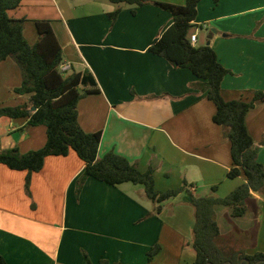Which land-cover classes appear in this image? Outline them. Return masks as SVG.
I'll use <instances>...</instances> for the list:
<instances>
[{
  "label": "crops",
  "instance_id": "0c3cea01",
  "mask_svg": "<svg viewBox=\"0 0 264 264\" xmlns=\"http://www.w3.org/2000/svg\"><path fill=\"white\" fill-rule=\"evenodd\" d=\"M118 7L112 21L109 13ZM8 14L26 20L23 35L30 45L38 39L35 22L50 21L63 49V71L92 72L100 92L81 99L77 110L85 132H102L98 158L115 152L142 172L152 167L160 191L185 186L196 195L202 190L224 198L246 181L227 176L231 144L213 122L215 105L195 75L148 51L173 23L170 13L106 0H22ZM189 32L197 36L195 46L209 43L229 70L221 85L225 100L249 101L264 92V0H201ZM20 84L17 64L0 62V107L25 104L28 96L13 92ZM245 123L264 166V101ZM26 124L0 120V151L44 146L45 127ZM84 167L73 151L47 157L39 172L0 164V255L7 264H86V256L92 264H146L155 244L160 250L151 264H193L194 209L185 193L162 202L159 214L141 185L114 187L87 178L76 196ZM245 207L235 217L231 206H216L221 246L264 253V193H251Z\"/></svg>",
  "mask_w": 264,
  "mask_h": 264
},
{
  "label": "trees",
  "instance_id": "16d2710c",
  "mask_svg": "<svg viewBox=\"0 0 264 264\" xmlns=\"http://www.w3.org/2000/svg\"><path fill=\"white\" fill-rule=\"evenodd\" d=\"M22 0H0V62L10 58L21 73V84L13 92L27 95L23 105L0 107V120L27 119L26 127L44 126L46 143L38 150L21 153L18 147L0 151V164L11 170L39 172L49 156H66L73 151L84 163V171L77 182L76 196L87 178L110 186L123 183L141 185L148 199L162 210L161 203L185 193L186 200L194 209L192 247L195 252L193 264H240L247 259L249 264H264V253L248 255L242 249L221 246V232L216 219V206H231L233 216H242L251 193H264V166L258 161L257 149L246 127L248 112L257 102L264 101V92L256 91L251 100L244 98L225 100L221 85L229 70L219 61L210 45L195 46L190 42L189 31L197 17L201 0H185L177 5L153 0H106L121 6L134 8L155 5L171 14L173 23L152 43L148 51L167 60L175 68L189 69L198 79L197 85L216 108L213 122L225 129L231 144L232 167L227 173L231 179L243 175L244 183L224 198L211 195H196L191 188L160 191L155 186L154 169L142 172L124 156L109 152L98 158L102 132H85L78 121V103L88 95L98 94L100 88L92 72L85 68L77 71L70 68L64 72L63 49L59 44L50 21L35 22L37 41L30 45L23 35L25 19H14L8 14L20 6ZM121 9L109 13L115 21ZM135 14V11H132ZM65 74H67L65 76ZM35 108L32 111V108ZM216 188H213V193ZM160 250L155 244L147 253V263ZM0 264H7L0 255ZM86 264H92L86 256ZM100 264H109L106 260ZM121 264V263H115ZM243 264H246L245 262Z\"/></svg>",
  "mask_w": 264,
  "mask_h": 264
},
{
  "label": "rangeland",
  "instance_id": "374dc122",
  "mask_svg": "<svg viewBox=\"0 0 264 264\" xmlns=\"http://www.w3.org/2000/svg\"><path fill=\"white\" fill-rule=\"evenodd\" d=\"M128 6V5H127ZM130 7V6H129ZM68 73V72H67ZM67 74H65V76H66ZM248 93V92H247ZM255 93V92H254ZM253 93V94H254ZM252 94V93H251ZM253 109V108H252ZM13 121H15V120H13ZM6 126V125H5ZM4 126V128H3V131L6 133V131L5 130H7V128ZM141 188V187H140ZM199 195H205V193H203L202 192V190H200V192H199ZM255 231V230H254ZM250 239L251 238V231H250V233H248L247 235H246V239ZM189 264V263H188Z\"/></svg>",
  "mask_w": 264,
  "mask_h": 264
},
{
  "label": "built area",
  "instance_id": "2783aa9c",
  "mask_svg": "<svg viewBox=\"0 0 264 264\" xmlns=\"http://www.w3.org/2000/svg\"><path fill=\"white\" fill-rule=\"evenodd\" d=\"M196 39H197L196 34L190 35V42H191L193 45L196 43ZM64 69H65V71H66V70H68L69 68H64ZM61 70L63 71L62 66H61ZM65 71H64V72H65Z\"/></svg>",
  "mask_w": 264,
  "mask_h": 264
},
{
  "label": "water",
  "instance_id": "95a60500",
  "mask_svg": "<svg viewBox=\"0 0 264 264\" xmlns=\"http://www.w3.org/2000/svg\"><path fill=\"white\" fill-rule=\"evenodd\" d=\"M214 31H215V30H214ZM209 37H211V36H209ZM207 45H209V43H207ZM34 110H35V108L33 107V108H32V111H34ZM244 262H245L246 264H249V261H248L247 259H242L241 262H240V264H243ZM258 263H259V262H257L256 264H258ZM209 264H210V263H209Z\"/></svg>",
  "mask_w": 264,
  "mask_h": 264
}]
</instances>
